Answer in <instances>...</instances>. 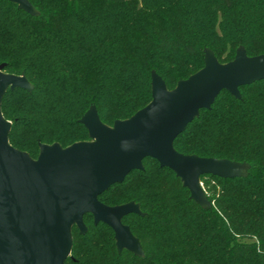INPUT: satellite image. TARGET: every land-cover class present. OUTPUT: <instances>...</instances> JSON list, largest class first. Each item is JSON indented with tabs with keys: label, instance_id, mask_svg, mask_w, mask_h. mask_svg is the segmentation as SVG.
Instances as JSON below:
<instances>
[{
	"label": "trees",
	"instance_id": "trees-1",
	"mask_svg": "<svg viewBox=\"0 0 264 264\" xmlns=\"http://www.w3.org/2000/svg\"><path fill=\"white\" fill-rule=\"evenodd\" d=\"M37 14L0 0V64L30 90H7L9 142L36 158L39 143L88 140L79 121L94 105L112 125L151 100V73L172 89L203 67L204 50L221 63L242 47L264 53V0H29ZM222 90L174 139L183 154L246 163L234 178L204 174L200 206L173 170L152 157L103 191L107 205L134 201L122 219L143 254L117 250L113 230L86 213L72 227L67 264H264V79Z\"/></svg>",
	"mask_w": 264,
	"mask_h": 264
},
{
	"label": "water",
	"instance_id": "water-1",
	"mask_svg": "<svg viewBox=\"0 0 264 264\" xmlns=\"http://www.w3.org/2000/svg\"><path fill=\"white\" fill-rule=\"evenodd\" d=\"M8 1L37 14L29 0ZM3 67L0 64V264H67L72 227L85 233L86 213L92 214L94 224L103 222L113 230L119 252L142 255L139 239L122 221L129 213L140 214L139 204L107 205L98 196L131 170L142 169L146 157L173 170L200 206L209 205L202 175L234 178L246 173V163L183 154L173 142L222 90L240 98V86L264 79V53L248 56L239 47L232 60L221 63L206 48L203 67L172 89L152 71L151 100L146 105L112 125L103 123L91 105L79 118L88 140L65 147L39 143L36 158L11 145V122L1 111L7 90H30L32 85L25 75L5 72Z\"/></svg>",
	"mask_w": 264,
	"mask_h": 264
},
{
	"label": "rangeland",
	"instance_id": "rangeland-1",
	"mask_svg": "<svg viewBox=\"0 0 264 264\" xmlns=\"http://www.w3.org/2000/svg\"><path fill=\"white\" fill-rule=\"evenodd\" d=\"M38 153H39V151H38ZM37 155H38V154H37ZM36 157H37V156H36ZM142 164H143V163H142ZM205 178H206V177H205ZM205 178H204V179H205ZM204 179H200L201 183H202V181H203Z\"/></svg>",
	"mask_w": 264,
	"mask_h": 264
}]
</instances>
